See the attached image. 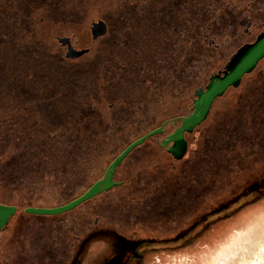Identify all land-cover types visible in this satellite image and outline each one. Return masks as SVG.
<instances>
[{
    "label": "rangeland",
    "instance_id": "obj_1",
    "mask_svg": "<svg viewBox=\"0 0 264 264\" xmlns=\"http://www.w3.org/2000/svg\"><path fill=\"white\" fill-rule=\"evenodd\" d=\"M228 1H232L238 8L236 11L241 12L246 0ZM57 9L59 10L57 14L52 12ZM69 9L71 14L67 17L66 11ZM116 9L117 0H0V31L4 30L9 36H16L19 33H13L11 28L22 27L20 36L22 38L16 44L22 41L28 43L23 49L32 50V56L28 53H24L23 56L32 58L34 67L42 68L40 79L30 75L26 76L27 79H19V84L24 86L21 89L31 88L34 84L39 87V82L43 90L52 89V92L44 94L40 99L43 101L41 109L44 119L48 118V122L57 124L49 127V130L59 133L55 136L47 133L45 137L47 141L43 140L44 143L40 146L44 157L54 156V154L69 156L73 153L70 148L74 147V157L80 158L85 138L102 137V132L107 129V126L111 127L114 116H120V114L125 116L118 106L122 104L126 106L127 101L133 106L142 105L149 110L154 105V110L151 112L137 113L149 117V123L143 126L138 134L146 133L147 129L160 123L166 116L186 113L191 105L193 88L206 82L208 75L223 64L227 53L234 46L232 34H209L208 39L213 38L218 43L225 42L224 48L211 55V51H208L206 55V51L203 50L201 59H196L192 44L195 41V34L188 33L186 34L185 61L179 56L181 48L178 44L174 45L172 40L169 48V65L160 64L151 68L140 65L124 66L125 72L128 75L133 73L135 78L129 77L132 78L129 81L119 80L117 76H119L120 68L115 63L111 66L96 64V55L101 54V52L98 54L100 41H92L88 30L91 20L108 16L110 30L107 36L115 40L121 32V25L116 24ZM224 11L217 13L221 15ZM68 33L73 34L81 46L88 47V51L73 60L64 59L63 50L55 38L56 35ZM0 35H2L1 32ZM227 36L230 38L228 39ZM172 37L175 39L178 35L172 34ZM0 44H2L1 41ZM204 46L207 49L213 48L207 39L204 40ZM50 50L58 53V64L50 62L54 58L45 56ZM37 53L41 57L43 54L41 62L36 59ZM64 61L68 63H65L63 67L60 64ZM12 64V60L7 61L6 65L0 64V121L2 122L0 126V200L16 201L20 205L54 204L80 194L87 184L85 176H81L75 183L76 194H65L66 199H60L63 195L57 194L58 191L55 193L49 187L36 191L34 194L29 192L30 178L29 173L26 172L29 170L26 157L34 151L31 152L29 147L21 145L23 140L19 146H12L3 139L4 118H7L10 111L16 110V107L9 106L6 109L4 106V77L9 72L24 76L30 68L28 67L30 65L17 66L16 62L14 66ZM47 68L50 70L49 74L54 77L52 80H46L43 76ZM261 74L257 76L255 72L251 73L242 83L243 86L252 85L251 97L248 96L251 101L253 100L251 113L247 112V103H245L246 100L243 101V97L228 106L231 103L232 91L228 90L223 97L216 100V105L207 119L189 134L190 147L186 161L171 160L156 141V138L161 135L152 136L144 142V145L152 146L153 154L141 157L133 170L124 172L122 168L118 169V177L123 180L120 186L89 198L69 211L59 214L36 215L22 211L17 213L10 228L0 232V253L4 254L10 246L11 264H27V259L20 250L21 233L24 228H27L29 232H34L30 231L31 229L39 231L43 225H53L59 217L70 218V238H73V233L81 235L92 227L95 217L98 218V224L109 218L112 222L124 227L165 224V227L170 228L175 227L183 218L194 217L200 206V199L206 202L207 197L212 199L222 195L228 186L252 173L260 161L264 160V108H262L264 75ZM70 75L74 76L72 82H70ZM88 83L91 86L90 89L87 88ZM59 87L60 95L64 93L63 100H75V102L69 105L66 102L63 105L59 104L58 108L52 104L49 105L47 103L49 100L54 99L56 103L61 100V97L56 94ZM182 87L186 90L183 98L179 96V90ZM238 91V89L234 90L235 94ZM27 98L26 101H29L30 97ZM33 98L31 97L32 100ZM88 99L89 102L84 104V100ZM110 102L112 107H109ZM60 121L66 122L69 126L70 121L76 124L74 129L76 140L71 141L70 144L67 142L73 136L65 137V145H60L56 139L58 135L61 139L64 138V135H60L61 129L70 134V129L69 132L66 131ZM120 121L125 122L126 119ZM5 154H14V157L8 156L10 159L7 160ZM110 154L105 153V156H101L90 173H85L89 181L102 173L107 159L112 157ZM101 164L104 166L99 170L98 167ZM40 166L41 164L37 168L40 169ZM166 194L169 195V199ZM29 223H35V225L28 226ZM50 232L54 233L52 230ZM263 237L264 190H254L209 216L202 225L193 230L192 241L189 239L190 242L186 241L182 247L177 245L180 243H171L172 246L179 248L147 254L145 262L155 257L156 264H246L256 256L255 252L264 246ZM103 247L104 245L99 241L92 243L87 249L85 259L91 253H101Z\"/></svg>",
    "mask_w": 264,
    "mask_h": 264
},
{
    "label": "flooded vegetation",
    "instance_id": "obj_2",
    "mask_svg": "<svg viewBox=\"0 0 264 264\" xmlns=\"http://www.w3.org/2000/svg\"><path fill=\"white\" fill-rule=\"evenodd\" d=\"M236 9L238 8L234 3L228 0H117L115 18L116 24L118 23L121 25V32L115 40L113 38L109 39L107 36L110 30V20L108 16L97 17L90 21L88 25L90 39L92 41H100L98 46L100 47V51L98 54L100 52L101 54L96 55V64L111 66L112 63H115V65L120 68L119 76H117V78H120L119 80L129 81L135 78L133 73L128 75V73L125 72L124 66L140 65L150 66L151 68L160 64L169 65V48L172 40H174V45L178 44L179 48H181L179 56L183 57L185 61L186 34L188 33L195 34V41L192 44L193 49H195L194 57L196 59H201L203 50L206 51V55L211 51V55L214 52L217 53L221 48H224L223 44L225 42L218 43L215 42L213 38L208 39L207 37L209 34H232V43L234 45L231 51L227 53V57L223 61V64L208 75L206 82L193 88L189 110L186 113L166 116L160 123L147 129V131H150L156 127H161L162 130L144 139L142 143L134 146L124 156L120 163L116 165L112 174V179L115 183L94 196L107 192L123 183V180L119 178L117 174L119 168H122L124 172L129 169L133 170L141 157L144 158L153 154V147L149 144L144 145V142L152 136L161 135L159 138H156V141L160 148L168 154L171 160L178 162H182L183 160L186 161L190 147L189 134L194 132L196 128L207 119L213 107L216 105V100L223 97L228 90H232L231 103H229L228 106H231L234 101H239L240 98L243 97V101L246 100L245 103H247V112H249V114L251 113L253 110V100L251 101V98L248 96H250L252 85L243 86L242 83L244 78L251 73L255 72L257 76L261 73V75H264V55L256 62L250 71L242 74L237 85H228L222 94L213 98L208 113L202 121L197 123L191 131L183 132L186 144L182 155L180 157H175L174 154L169 151V147L173 144V140H169L168 135L181 124L182 118L193 110V100L196 97L194 90L200 86L205 89L212 74H223L224 66L230 56L244 44L252 43L257 35L264 31V0H246L241 12L236 11ZM223 10H225L223 14L220 15L217 13ZM52 12L57 14L59 10H52ZM66 13L67 17H70V9L66 11ZM40 19H42V17ZM98 21L103 22L104 30L94 35L92 26ZM103 26L101 25V27ZM11 29H13V33L18 32L19 34L16 36H9L4 30L3 32L0 31L2 33V35H0V41L2 42V44H0V64L6 65L7 61L12 60L13 66L16 62V65L18 64L17 66L30 65L28 66L30 68L28 69L29 72L25 73L26 75L24 76L9 72L6 77H4V106L6 109L9 106H13L16 107V110L10 111L7 118H4L5 126H3V139L7 140L8 144L12 146H19L20 142L23 140L21 145L29 147L31 152L34 151L33 154L26 157L29 168L26 172L29 173L28 176L30 178L28 188H30L29 192L31 194L49 187L55 193L58 191L57 194L63 195L60 196V199H66L67 196H65V194H76L74 185L79 181L81 176H85L84 178L87 182L81 190L84 192L91 184L104 175L111 161L128 144L145 133L138 134L139 130L149 123V117L147 115L141 116L137 113L151 112L154 110V105H152V109L150 110L149 108L142 107V105L138 106L135 104L133 106L128 101L126 102V106H122L123 104L119 105V110L125 113V116L121 114L120 116H114L111 127L107 126V129L102 132V137H86L83 142L84 148L82 149L83 153L80 158L74 157V147L70 148V151L73 153H70L69 156L66 154H54V156L44 157L41 153L40 146L43 145V140L47 141L45 138L47 133H50L51 136H55L56 133H59L49 130V127L56 126L57 124L55 125L52 121L48 122V118L44 119L45 117L41 109L43 101L40 99L44 94L46 95L52 92V89L43 90V88H41L42 84L39 81L40 88L34 86L35 84L32 82L34 85H32L31 88L27 87V89H21L24 86L19 84L18 80L24 79L28 75L40 79L42 76V68L34 67L31 61L32 58L28 59L23 56L24 53H28L29 56H32V50L23 49L28 43L22 41L17 43L18 45L16 44V42L22 38L20 36L23 28L19 26L16 27V29L15 27ZM11 29L10 32H12ZM172 34H177L178 37L173 39ZM55 38L57 39L59 47L63 50L64 59L73 60L88 51V47L81 46L78 43V39L73 34L56 35ZM60 38L64 39V41L60 40ZM227 38L229 39L230 37L227 36ZM205 39L208 40L209 44L213 45V48L211 47L212 49L210 47L207 49L206 46H204ZM69 48L81 51V53L75 56H68L66 53ZM113 50L114 53H112ZM41 55L43 57V54ZM36 56V59H39L41 62L42 57L38 53ZM45 56L54 58L51 59L50 62L58 64V53H54L50 50ZM89 61L92 62L91 60ZM65 63L68 62L64 61L60 65L64 67ZM261 64H263V66ZM46 70L43 76H45L46 80H52L54 77L52 74H49V68ZM73 77V75H70V82L73 81ZM13 82L14 84H12ZM13 87H17V89H13ZM90 87V84L87 85L88 89H90ZM65 88H67V86ZM236 89L239 91L235 94L234 90ZM59 90L60 87L57 89L56 94L58 97H61V100H58L59 102L57 103L54 99L49 100L47 101L49 105L52 104V106L58 108L57 106L59 104L63 105L66 102L69 105L75 102V100H63L62 96H64V93L60 95L61 93L58 92ZM62 91H64V89H62ZM185 94L186 90L182 87L181 90H179V96L183 98ZM27 97H30L29 101H26L28 99ZM31 97L36 98L32 100ZM87 102H89V99L84 100V104ZM109 107H112V102L109 103ZM262 108H264V101ZM25 114H27V117H25ZM128 117L131 118L128 119ZM119 119H126V121H120ZM60 124L66 131L70 129V134L61 129L60 135H64V138H62V140L58 135L56 139L59 144L65 145L64 139L69 135L73 137H71L70 141L68 140L67 143L70 144L71 141H75V122L70 121V126L64 121H60ZM1 125L2 122L0 121V126ZM132 135H134L133 138ZM105 153H111L110 155L112 157H110L109 160L107 159L105 166L101 164V166L98 167L99 170H101L104 166L102 173L95 179L89 181V177L86 175L94 168V164L97 163L96 161L101 156H105ZM5 156H7V160H9V157H14V154H5ZM92 159H94L93 163ZM40 164V169H38L37 167ZM65 165H67V167ZM82 169L84 170L82 171ZM254 190H264V160L260 161L258 167L252 173L244 176V178L238 180L237 183L228 186L222 195H217L212 199L207 197L206 202L200 199V206L197 209V214L192 218H183L175 227H165V224L162 226H158L157 224H144L124 227L118 225V223L112 222L109 218L98 224V218L95 217L92 227H89L81 235L73 233V238H70V218L59 217L53 222V225H43L39 231L35 229L36 232L34 229L30 230L34 232H29L26 230L27 228H24L21 233L20 250L24 253L27 264H156L155 257L145 262V256L170 248H179L174 247L175 245L172 246L171 243H180L177 245H180V247L184 246V243L189 241V239L192 241L191 237L193 236V230L202 225L209 216L233 204L238 198ZM78 195L76 194L67 200H61L54 204L26 203L20 205L16 201L4 202L0 200L1 204L14 206V212L8 217L7 222L0 227V232L10 228L14 216L20 211L36 215H55L62 213H33L26 211L28 207L52 208L65 204ZM166 195L169 199V195ZM69 210L70 209L66 211ZM167 222L169 224V220ZM31 224L35 225V223H29L27 225L30 226ZM51 230L54 231L53 234L50 232ZM98 241L104 245L102 252L91 253L85 259L87 249L92 243ZM10 251L11 248L9 246L4 254L0 253V264L1 260L2 264H11L9 259L11 256ZM157 260L159 261L158 258Z\"/></svg>",
    "mask_w": 264,
    "mask_h": 264
},
{
    "label": "water",
    "instance_id": "obj_3",
    "mask_svg": "<svg viewBox=\"0 0 264 264\" xmlns=\"http://www.w3.org/2000/svg\"><path fill=\"white\" fill-rule=\"evenodd\" d=\"M103 22H95L92 26L93 34L103 32ZM64 41V39L60 38ZM81 51L68 49L66 53L68 56H75ZM264 55V31L257 35L252 43L244 44L234 52L224 66L223 74L214 73L210 76L209 82L205 89L200 86L194 90L195 98L193 100V110L181 120V124L168 135L169 140H173V144L169 147L175 157H180L185 149L184 131H191L192 128L202 121L209 110L210 104L215 96L223 93L225 88L232 84L237 85L243 73L250 71L256 62ZM161 127H156L134 141L128 144L108 165L104 175L91 184L84 192L77 197L71 199L65 204L52 208H35L28 207L26 211L41 214H55L73 208L79 203L93 197L103 189L109 188L115 182L112 179L113 171L117 164L124 158V156L136 145L143 142L147 137L161 132ZM168 141V140H167ZM14 212V206H8L0 203V227H2L8 220V217Z\"/></svg>",
    "mask_w": 264,
    "mask_h": 264
},
{
    "label": "bare ground",
    "instance_id": "obj_4",
    "mask_svg": "<svg viewBox=\"0 0 264 264\" xmlns=\"http://www.w3.org/2000/svg\"><path fill=\"white\" fill-rule=\"evenodd\" d=\"M264 239V237L262 238V240ZM264 245V244H263ZM257 246V245H256ZM242 248V247H241ZM258 248V247H257ZM247 249V248H246ZM245 250V249H244ZM244 252V251H243ZM247 252V251H245ZM248 253V252H247ZM256 256L253 257L249 263L246 264H264V246L260 247L256 252ZM241 255V254H240ZM245 256V255H244ZM238 257V256H237ZM246 257V256H245ZM239 258V257H238ZM237 258V261H238ZM247 258V257H246ZM243 259V257H242ZM248 259V258H247ZM233 262V261H230ZM236 263V262H235ZM238 263V262H237Z\"/></svg>",
    "mask_w": 264,
    "mask_h": 264
}]
</instances>
